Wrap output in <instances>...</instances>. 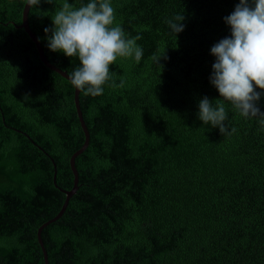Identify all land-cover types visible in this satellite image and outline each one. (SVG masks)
I'll return each mask as SVG.
<instances>
[{"label":"trees","instance_id":"trees-1","mask_svg":"<svg viewBox=\"0 0 264 264\" xmlns=\"http://www.w3.org/2000/svg\"><path fill=\"white\" fill-rule=\"evenodd\" d=\"M26 2L0 0V264H264V117L242 116L211 83V48L231 38L225 18L240 0H109L113 26L140 36L143 54L118 57L101 95L79 89L89 143L42 246L85 136L73 85L17 28ZM65 2L92 0H40L27 20L71 76L78 57L48 47ZM205 97L224 103L226 133L199 119Z\"/></svg>","mask_w":264,"mask_h":264},{"label":"clouds","instance_id":"clouds-1","mask_svg":"<svg viewBox=\"0 0 264 264\" xmlns=\"http://www.w3.org/2000/svg\"><path fill=\"white\" fill-rule=\"evenodd\" d=\"M39 3L40 0H27L31 7ZM183 18L177 15L168 21L175 35L183 31ZM225 20L231 26V38H224L211 48L216 57L211 83L223 101L230 102L242 116L264 117L256 107L261 93L255 90H264V0H254V8L248 0H240ZM52 21L54 27L48 37V47L67 57H78L81 66L69 78L85 95L103 93L102 86L110 79L109 66L118 57L134 56L137 62L142 57L143 49L136 44L141 37L127 38L120 25L113 26L114 9L109 0H92L79 9L65 2ZM48 31L46 28L45 32ZM227 118L220 99L215 106L207 97L199 102V119L205 125L211 124L226 133ZM261 123L264 124V119Z\"/></svg>","mask_w":264,"mask_h":264},{"label":"water","instance_id":"water-1","mask_svg":"<svg viewBox=\"0 0 264 264\" xmlns=\"http://www.w3.org/2000/svg\"><path fill=\"white\" fill-rule=\"evenodd\" d=\"M30 7L31 6L30 5H27V2H26L25 6H24L23 14H22V24L20 26H18L17 28L24 29V31L26 32V34L29 36V38L32 40V42L35 44L36 49H37V51L39 53L40 59L43 62V64L46 67H48L50 70L58 73L59 75H61L63 78H65L66 80H68L71 83V80L69 78L70 76L66 72H64L62 70H59L58 68H56L55 66H53L52 64H50L47 61V59L45 58L40 42L38 41L37 37L34 35V33L30 30V28L28 26V20H27L28 18H27V16H28ZM73 87L75 89V100H74V103H75L76 113H77V116H78V119H79V124H80L81 129H82V131L84 133V136H85V141H84V144L81 147V149L78 150L77 152H75L73 154V156H71V159H70V168H71V171H72L73 176H74V185H73V188H72V190L70 192H66V200H65V203H64L63 207L61 208L60 212L57 214V216L53 220H51V221L43 224L38 229V237H39V242H40L41 246H42V242H41V239H40L41 231L47 225H49L50 223H52L53 221H55L56 219H58V218H60L62 216V214L65 211L66 206L68 204V200L70 199V197L78 189V174H77V171H76V168H75V165H74V161H75V158L80 153H82L85 150V148L87 147V145L89 143V132H88V129H87L86 125H85V122L83 120L82 113H81L80 107H79V99H78L79 89H77L74 85H73Z\"/></svg>","mask_w":264,"mask_h":264}]
</instances>
